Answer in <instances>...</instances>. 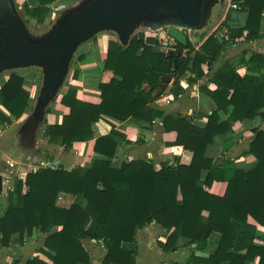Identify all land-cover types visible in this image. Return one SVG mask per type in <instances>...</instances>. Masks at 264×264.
Instances as JSON below:
<instances>
[{
    "label": "trees",
    "instance_id": "1",
    "mask_svg": "<svg viewBox=\"0 0 264 264\" xmlns=\"http://www.w3.org/2000/svg\"><path fill=\"white\" fill-rule=\"evenodd\" d=\"M63 1L38 0L31 7L24 4L23 13L43 24L50 7ZM231 2L238 6L231 11L246 12L247 19L239 29H231L224 21L218 31L226 30L228 39L221 37L222 43L215 32L198 51L187 41L186 47L176 43L168 46L171 50L166 53L158 32L135 35L126 44L110 40L103 69L113 78L98 84L99 102L79 100L77 88L66 85L60 105L68 113L60 124L46 125L44 140L49 145L60 143L64 152L75 143L94 140L96 157L87 168L39 167L27 174L24 183L15 181L0 218L2 247L8 248L14 238L22 242L38 232L45 236L43 245L26 264H91L83 245L86 240L100 242L106 250L99 264H136L137 232L156 223L165 234L164 241L157 242L161 252L188 250L180 264H248L256 260L264 264V246L255 244L257 226L264 228V129L253 130L255 137L244 153L256 161L251 170L235 169L226 180L219 164L206 157L215 138L231 132L234 124L264 118V55L246 52L240 58L249 75L240 76L226 62L199 86L201 95L216 108L206 117L204 127L194 124L202 114L183 117L151 107L162 95L157 92L165 78H169L164 83L171 85L175 100L184 91L179 80L186 73L193 76L188 83L206 78L202 67L210 71L229 41L260 39L264 0ZM77 76L73 71L72 77ZM209 84L215 85V90H209ZM24 85L25 78L13 72L1 87L3 126H10L28 112L31 97ZM222 116L226 118L222 120ZM104 118L118 122L131 118L147 124L161 120L165 132H175L174 146L191 153L190 163L156 167L151 161L132 160L114 167L116 139L123 137L112 130L94 139L93 125ZM214 182H226L223 196L209 192ZM60 194L78 197L81 203L60 208ZM213 234L219 236L215 251L207 257L197 256L206 252Z\"/></svg>",
    "mask_w": 264,
    "mask_h": 264
},
{
    "label": "crops",
    "instance_id": "2",
    "mask_svg": "<svg viewBox=\"0 0 264 264\" xmlns=\"http://www.w3.org/2000/svg\"><path fill=\"white\" fill-rule=\"evenodd\" d=\"M37 1L38 0H13L16 8L22 12L24 4H28L30 7L36 6ZM231 4V0H213L207 10L203 26L198 30L185 31L187 41L190 42L195 51H198L203 42L215 32L218 40H221V42L219 41L220 43H222L221 37H224L225 40L228 39L226 30L218 31V28L224 21L231 29H239L245 25L247 13L243 11H231ZM219 6L224 7L221 12H219ZM208 24L209 28L205 31ZM145 34L147 33L145 32ZM110 40L111 39L106 35H102L97 42L89 43L77 52L72 74L73 71H77L78 76L77 78H73L71 74L67 85L77 88V98L81 101L94 104L98 103L100 100V92L97 88L98 84L108 83L110 79L113 78L111 72L103 69L106 47ZM174 44L172 40L168 41V45L171 47ZM246 52L255 54L261 53L264 55V13L261 22L260 39L249 43L244 42L242 38L229 41L223 48L220 56L212 64L210 71H208L206 66L202 67L203 71L206 73V78L197 84L188 83V79L193 76L186 73L179 80V84L184 91L177 99L174 100L170 93L171 85L168 87L165 85L166 91L157 92V94L162 93V95L151 104V107L165 114L183 117L202 114L203 117L196 118L194 124L199 127H204L207 122L206 117L211 115L216 108L210 100L201 95L199 86L209 80L213 76V73L226 62L233 65L240 76L249 75L246 68L239 63L240 58ZM80 57H84V60L81 62L79 61ZM17 71L14 70L0 76V89L7 81L9 75L14 72L25 78L24 89L28 91L30 97H32V92H35L34 82L37 77L33 75L24 76ZM165 81H169V79L165 78L164 82ZM208 88L213 91L215 90V85L209 84ZM65 89L66 85L61 87L60 93L55 97L56 99L54 98L55 102L51 104L49 112L45 114L44 121L38 131L37 137L39 141H37V150L34 153L29 152V147L27 146L28 141L23 137L20 129L21 122L29 112L24 114L20 119L14 120L10 126H3L0 124V177L2 179L0 218L7 209V193L13 190L15 181L21 180L24 183L27 174L31 173L34 167H37L44 161V159H42L43 154H45L48 161L61 165L65 170H72L76 167L87 168L96 157L93 153L94 140L86 143H75L68 152H64L60 143L49 145L44 140L43 136L46 125L60 124L62 117L68 113V109L60 105V99ZM167 101H169V104H167ZM0 110L4 112L1 106ZM225 118V116H222V120ZM254 129H264V118L258 117L255 120H247L242 123L234 124L231 132L216 137L213 144L207 148L206 157L219 164V167L225 173L226 180L231 178L235 169L245 168L251 170L254 168L256 164L254 157L251 155H244L249 148L250 142L255 137L253 132ZM112 130L118 132L123 137V139H116L118 148L116 156L112 160L114 167H118L121 163L132 160L151 161L156 167L162 163H168L169 165H176L177 163L188 165L191 161V153L183 150L179 146H174L176 140L175 132H165L162 122L159 119L147 124L131 118L123 122L104 118L93 125L94 139L107 136ZM225 190L226 182H214L209 192L221 197L224 195ZM24 191H26L25 187ZM77 203H81V200L69 194H60L57 200V206L64 209ZM157 235L165 236L164 231L156 223H152L150 226L137 232V243L135 245L137 249L136 264H143V261L141 262L140 260V246L142 242L148 243ZM44 237V235L34 232L31 237L24 239L22 242H17L16 238H14L10 246L4 248L1 246L0 236V264H26L27 261L36 256L37 249L43 245ZM140 238H144V241H140ZM138 240L140 242L139 244ZM218 240L219 236L213 234L208 241L206 252L197 253V256L207 257L212 254L216 249ZM255 244L264 246L263 227L257 226ZM83 245L91 256V264H99L106 252L103 245L100 242L88 240L83 241ZM155 247L158 249L160 258L165 260L164 263L166 264L183 263L185 261L184 259V261L182 260L179 263L169 258L173 255H182V258H184L187 257L188 253V250L183 251L182 249L177 253H163L157 247V244ZM166 255L169 256L166 257ZM248 264H257V260L254 263Z\"/></svg>",
    "mask_w": 264,
    "mask_h": 264
},
{
    "label": "water",
    "instance_id": "3",
    "mask_svg": "<svg viewBox=\"0 0 264 264\" xmlns=\"http://www.w3.org/2000/svg\"><path fill=\"white\" fill-rule=\"evenodd\" d=\"M212 1L88 0L69 13L46 40L34 42L27 37L12 0H0V74L30 66L44 70L43 88L33 114L21 130L23 137L28 141L43 122L45 108L61 88L69 61L79 45L104 30L114 31L120 42L126 44L134 25L148 20L150 31L167 30L164 46L172 40L186 47L185 31L203 26ZM161 86L165 88V84Z\"/></svg>",
    "mask_w": 264,
    "mask_h": 264
},
{
    "label": "rangeland",
    "instance_id": "4",
    "mask_svg": "<svg viewBox=\"0 0 264 264\" xmlns=\"http://www.w3.org/2000/svg\"><path fill=\"white\" fill-rule=\"evenodd\" d=\"M86 1L88 0H66L65 2L61 3V4H56L53 7H50V13L47 16L45 22L43 24H36L35 21L33 20H29L24 13L21 10H18V8H16V5L14 4L13 0V7L20 19V21L22 22L27 37L32 40V41H43L46 40L52 33V31L60 24L62 23L66 16L71 13L74 9H77L79 7H81ZM228 5V4H226ZM219 12H221V10L224 8L223 6H219ZM209 28V24L208 26L205 28V31ZM145 32L148 35H153L152 33L158 32L157 34L159 35V37H163V41L164 39L167 38L166 36V32L167 30L164 28L162 30H157V31H150V23L148 22V20L143 21V22H139L137 24L134 25L133 30L130 34V38L135 36V35H139V34H145ZM106 35L107 37H109L111 40H115L119 43V36L117 33H115L114 31L111 30H104L101 31L97 34H95L94 36H92L89 40L85 41L84 43H82L81 45H79V47L76 49V51L74 52V54L72 55L68 67H67V73L66 76L63 80L62 86L67 85V82L69 81L70 75L72 74V70L74 69V62L76 59V55L77 52L80 51V49L89 44V43H95L97 42V40L101 37V36ZM158 37V36H156ZM164 44V42H163ZM171 47L170 45H166L163 46V51H165L166 53L170 51V49L168 50L167 47ZM14 70H18L17 72H19L20 74L24 75V76H29V75H33L36 78V84H35V92H32V97H31V103H30V108L28 110V114L27 116L24 118V120L21 122V130L24 129V127L27 124V121L29 120V118L31 117V115L33 114L35 107H36V103L37 100L40 97L42 88H43V83H44V70L39 67V66H30L27 68H17V69H12L9 71H5L3 73L0 74L3 75L4 73H10ZM163 84V83H162ZM165 84V83H164ZM61 89V88H60ZM59 89V91H61ZM58 91L57 95L60 93ZM164 92L166 91V87L163 89L160 87V89L158 90V92ZM56 95V96H57ZM56 99V98H55ZM53 99L51 102H49V104L46 106L45 111L47 109H50L52 102L55 100ZM44 117H45V113H44ZM44 117H43V121H44ZM43 122L39 123L35 129V132L33 134V136L31 138L28 139V147H29V152L34 153L37 150V141L38 140V131L39 128L41 127ZM47 151V150H46ZM42 159H44V161H46V156L45 154L42 155ZM52 162V161H51ZM54 163V162H53ZM164 235L163 236H159L157 235L156 237H154L150 242L148 243H144L142 242L141 247V262L143 264H166L164 263L165 260H162L160 258V254L158 252V249L155 247V245L157 244L158 241H164ZM140 241H144V238H140ZM136 243H137V239H136ZM139 240H138V244H139ZM186 249V248H185ZM184 248H182L183 251H187V249L185 250ZM169 255H166V257ZM187 257L182 258V255H173L171 256L169 259H172L173 261H178L180 263V261H182L183 259L186 260ZM183 260V261H184Z\"/></svg>",
    "mask_w": 264,
    "mask_h": 264
},
{
    "label": "built area",
    "instance_id": "5",
    "mask_svg": "<svg viewBox=\"0 0 264 264\" xmlns=\"http://www.w3.org/2000/svg\"><path fill=\"white\" fill-rule=\"evenodd\" d=\"M230 9L231 10H237L238 9V6L236 4H234V3H232L230 5ZM167 104H169V101H167ZM57 165L58 164H55V163H53L51 161L46 160V161L41 162L37 167H34L33 170H32V172H35L36 169L39 168V167H44V168L51 167V168H55Z\"/></svg>",
    "mask_w": 264,
    "mask_h": 264
}]
</instances>
